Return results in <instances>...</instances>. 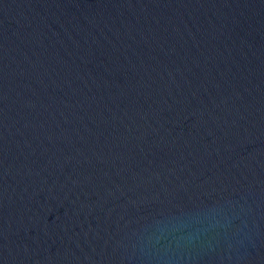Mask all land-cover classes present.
I'll use <instances>...</instances> for the list:
<instances>
[{
  "label": "water",
  "instance_id": "water-1",
  "mask_svg": "<svg viewBox=\"0 0 264 264\" xmlns=\"http://www.w3.org/2000/svg\"><path fill=\"white\" fill-rule=\"evenodd\" d=\"M0 264H264V0H0Z\"/></svg>",
  "mask_w": 264,
  "mask_h": 264
}]
</instances>
